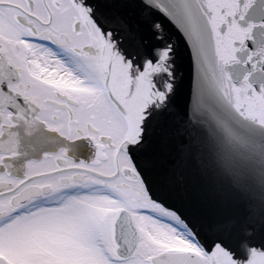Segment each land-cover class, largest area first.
Masks as SVG:
<instances>
[{
    "label": "snow or ice",
    "instance_id": "obj_1",
    "mask_svg": "<svg viewBox=\"0 0 264 264\" xmlns=\"http://www.w3.org/2000/svg\"><path fill=\"white\" fill-rule=\"evenodd\" d=\"M0 264H264V0H0Z\"/></svg>",
    "mask_w": 264,
    "mask_h": 264
}]
</instances>
